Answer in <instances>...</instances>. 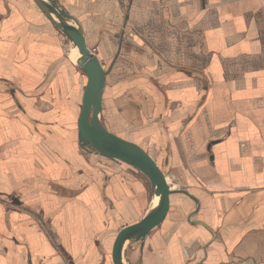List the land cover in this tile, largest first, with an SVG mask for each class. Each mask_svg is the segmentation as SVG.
I'll return each instance as SVG.
<instances>
[{
  "label": "crops",
  "instance_id": "obj_1",
  "mask_svg": "<svg viewBox=\"0 0 264 264\" xmlns=\"http://www.w3.org/2000/svg\"><path fill=\"white\" fill-rule=\"evenodd\" d=\"M55 1L110 67L107 129L216 189L193 191L197 205L175 189L146 264H264V0ZM73 46L34 0H0V174L12 184L32 163L35 176L22 205H0V264H115L119 231L155 206L144 175L73 171L59 131L76 130L88 80ZM160 65L173 69L119 85L122 68Z\"/></svg>",
  "mask_w": 264,
  "mask_h": 264
},
{
  "label": "water",
  "instance_id": "obj_2",
  "mask_svg": "<svg viewBox=\"0 0 264 264\" xmlns=\"http://www.w3.org/2000/svg\"><path fill=\"white\" fill-rule=\"evenodd\" d=\"M45 15L69 37L79 50L75 60L88 76L78 117L79 142L97 149L101 155L123 161L142 171L151 181L158 203L138 222L122 228L113 245L115 264H129L124 257L127 244L143 240L161 224L169 212L170 196L175 191L169 186L165 173L154 158L138 143L117 135L102 122V95L108 74L99 57L87 45L82 27L55 0H34Z\"/></svg>",
  "mask_w": 264,
  "mask_h": 264
},
{
  "label": "rangeland",
  "instance_id": "obj_3",
  "mask_svg": "<svg viewBox=\"0 0 264 264\" xmlns=\"http://www.w3.org/2000/svg\"><path fill=\"white\" fill-rule=\"evenodd\" d=\"M65 36H67V35L65 34ZM67 38L69 39L68 36H67ZM73 47L74 48H73V51H72V53H73L72 56L74 58L75 57L74 54H78L79 51L77 50V48L75 46H73ZM91 50L96 54V51L94 49L91 48ZM157 53L158 52L151 53L153 58H155L156 56L160 57ZM101 63H102V65H103V67L105 69L108 70L110 68L109 66L106 67L105 66L106 64L103 63V61H101ZM75 66H77V63H76ZM77 67H79V66H77ZM172 69L173 68L170 69L169 66L161 67V65L159 67H155V68H153V67L152 68L151 67H140V68L134 67V68H132L130 66H127L126 68H122V70L125 72L124 75L118 74V77L121 79V80H118L119 81V85H120L121 81H124V82H122V84L125 85V86H129L131 83H133V82H131V79L133 78L131 76L132 75V71H133V75L135 74L134 77L138 81H140L141 78H142V74H145V72L150 73L151 71H154V75L151 76V77H153V78H155L157 80H160V77H161L162 74H167ZM80 70H82L84 72V74L87 76V73L83 69L80 68ZM87 78H88V76H87ZM109 82H113V81H109ZM129 91H133V88H130ZM74 126L76 127L75 131H69V132L59 131V133H60L59 137L64 138V137H62V135L65 134L66 135L65 138L71 139V137H72L74 142H75L74 152H73L72 155H70L68 157V161L74 167V169H73L74 172L77 169L81 168L80 166L82 165V163H86V164H88L90 166V169H92L91 171H94V172L97 171L98 175H101V173H103L101 171V170H103L102 168H105L106 171H112V172L116 171V172L122 173L123 176H124V173H126L127 176L131 175V174H134V175L138 174L140 176L144 175L145 176L144 180L145 179L147 180V184L145 183L146 184L145 188L147 186L149 192H151V196H153V201H154L155 205L158 203V198L154 195L153 190H152L151 181L142 171L138 170L134 166H132L130 164H127V163H125L123 161H119V160L110 159L108 157H105V156L101 155L100 152L97 149L92 148V147H90L88 145H86L85 147H82L80 145V142H79L78 122L77 123L75 122ZM43 133L45 134V131H43ZM44 134H43V136H44ZM69 150L71 151V149H69ZM76 151H78L80 153L81 157H79V156H77L75 154V153H77ZM58 152L60 153V151H58ZM56 160H58V159H56ZM38 164L41 167H43V168L61 167L60 161H59V163H57L55 165L53 164V166H52V162L51 161L48 162L45 159H42L41 157H39V159H38ZM31 166H32V163L30 165H28L27 168H26V174L27 175H23L22 174L20 176H17L13 180L14 183H12V184L8 183V181L6 180L5 176L0 174V205H2L4 207V213H5V204L6 203L7 204L11 203L12 205H15V206H16V204H17V206L22 205V204H20L21 203L20 199L22 200V197H20L19 192L20 193H22V191L31 192L32 190L35 189V183L32 182V179L35 178V176L31 175V173H30L31 171H29ZM161 166L163 167V169L167 173V175L170 177L169 186L172 189H174V190L175 189H177V190L181 189V190H185V192H187V193L191 192L190 193L191 200L194 202L195 205L198 204V202H197L198 199L194 197V195L197 192L194 193L193 191H199L200 187H204V188H207L208 190H213V191L216 190L215 188L212 189L209 186H205L201 182V180H199V179H190L189 180V179H183L182 177H180V178H174L173 177L172 178V175L170 173V167H171L170 164H165V163L162 164L161 163ZM73 175L75 176V174H73ZM179 176H182V175H179ZM124 180H126L125 176H124V178H122L123 182H124ZM133 181L135 182V179ZM195 186H197V187H195ZM29 205H26L25 210H27V211H29V212H31L33 214L34 208L33 207L29 208ZM149 211H147L145 213V215ZM35 215L38 217V215L36 213H35ZM0 236H2V238L5 240V228H0ZM146 237L143 240L130 242L129 244L126 245L125 251L127 249V251L130 253V255H129L130 256L129 257L130 261H133L138 256L136 264H146V261H145V250H144V244H143L144 243L143 241H145ZM2 260H4V262H5V251H4V256H3Z\"/></svg>",
  "mask_w": 264,
  "mask_h": 264
},
{
  "label": "bare ground",
  "instance_id": "obj_4",
  "mask_svg": "<svg viewBox=\"0 0 264 264\" xmlns=\"http://www.w3.org/2000/svg\"><path fill=\"white\" fill-rule=\"evenodd\" d=\"M77 50H78V48H77ZM78 51H79V50H78ZM74 53H75V52H74ZM79 54H80V53L77 54V56L75 57V60L77 59V57L79 56ZM157 198H158V197H157Z\"/></svg>",
  "mask_w": 264,
  "mask_h": 264
}]
</instances>
